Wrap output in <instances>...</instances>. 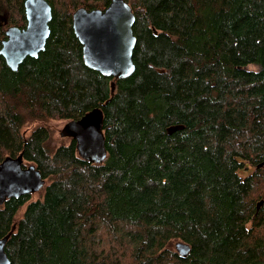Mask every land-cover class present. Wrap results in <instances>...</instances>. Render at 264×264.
I'll use <instances>...</instances> for the list:
<instances>
[{
	"label": "trees",
	"instance_id": "trees-1",
	"mask_svg": "<svg viewBox=\"0 0 264 264\" xmlns=\"http://www.w3.org/2000/svg\"><path fill=\"white\" fill-rule=\"evenodd\" d=\"M47 1L44 50L16 70L0 55V162L22 152L45 180L0 204L10 264L264 263V0H127L135 69L120 78L84 64L71 26L110 0ZM22 3L0 0V45ZM94 107L102 163L50 144L44 122Z\"/></svg>",
	"mask_w": 264,
	"mask_h": 264
},
{
	"label": "water",
	"instance_id": "water-1",
	"mask_svg": "<svg viewBox=\"0 0 264 264\" xmlns=\"http://www.w3.org/2000/svg\"><path fill=\"white\" fill-rule=\"evenodd\" d=\"M22 5L25 25L8 26L0 45V55L11 70H16L26 56L37 57L44 50L50 32L52 9L47 0H23ZM134 20L127 0H110L104 8H76L71 15V26L81 45L84 64L103 76L120 78L131 75L135 69L132 60L136 41L132 31ZM102 124V110L94 107L79 118L64 122L59 134L75 141L76 151L81 158L102 163L107 155ZM44 184L45 180L34 164L23 165L22 152L1 160L0 204L10 197L36 192ZM261 204L262 200H259L256 209ZM8 235L0 237V264H10L4 250ZM173 245L181 257H185L190 250L189 244L180 240Z\"/></svg>",
	"mask_w": 264,
	"mask_h": 264
},
{
	"label": "rangeland",
	"instance_id": "rangeland-1",
	"mask_svg": "<svg viewBox=\"0 0 264 264\" xmlns=\"http://www.w3.org/2000/svg\"><path fill=\"white\" fill-rule=\"evenodd\" d=\"M248 68H252L251 66H248ZM65 120H58V119H52L49 121L44 122L43 124L49 127L50 130V144L51 145H59L61 143H66L68 141V138L60 136L58 130L62 127ZM253 167H250V170H252ZM36 196V195H35Z\"/></svg>",
	"mask_w": 264,
	"mask_h": 264
},
{
	"label": "flooded vegetation",
	"instance_id": "flooded-vegetation-1",
	"mask_svg": "<svg viewBox=\"0 0 264 264\" xmlns=\"http://www.w3.org/2000/svg\"><path fill=\"white\" fill-rule=\"evenodd\" d=\"M52 9V8H51Z\"/></svg>",
	"mask_w": 264,
	"mask_h": 264
}]
</instances>
